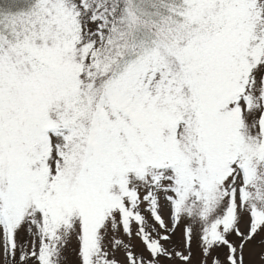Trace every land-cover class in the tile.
I'll use <instances>...</instances> for the list:
<instances>
[{"label":"snow or ice","instance_id":"6c2138e0","mask_svg":"<svg viewBox=\"0 0 264 264\" xmlns=\"http://www.w3.org/2000/svg\"><path fill=\"white\" fill-rule=\"evenodd\" d=\"M0 264H264V0H0Z\"/></svg>","mask_w":264,"mask_h":264}]
</instances>
